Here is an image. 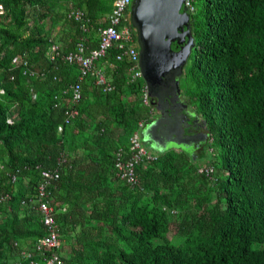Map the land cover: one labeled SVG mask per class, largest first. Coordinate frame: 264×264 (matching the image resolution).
<instances>
[{
  "label": "trees",
  "instance_id": "16d2710c",
  "mask_svg": "<svg viewBox=\"0 0 264 264\" xmlns=\"http://www.w3.org/2000/svg\"><path fill=\"white\" fill-rule=\"evenodd\" d=\"M190 1L193 46L169 83L132 82L114 45L99 65L113 91L86 79L72 118L56 96L79 83L80 69L50 59L51 43L62 56L76 50L74 6L98 47L115 0H1L0 264H44L47 229L34 203L43 172L57 169L47 199L59 205L62 264H264V0ZM21 55L39 76L15 63ZM147 131L192 151L154 153ZM136 133L156 158L138 166L133 187L117 159L132 155Z\"/></svg>",
  "mask_w": 264,
  "mask_h": 264
},
{
  "label": "built area",
  "instance_id": "2783aa9c",
  "mask_svg": "<svg viewBox=\"0 0 264 264\" xmlns=\"http://www.w3.org/2000/svg\"><path fill=\"white\" fill-rule=\"evenodd\" d=\"M133 2L134 0H115L114 9L109 16L110 26L100 29V43L98 47L94 48L88 45V39L86 38V35L90 33L91 29H93L92 21L88 18L84 10L70 6L67 18L78 24L79 29L82 31V36L79 39L76 50L66 56L61 55L60 45L53 43L50 58L56 60L57 57H61L67 63L77 65L80 69L81 75L79 83L75 86L65 88L63 91V101L60 100L63 98L62 96H56V101L64 103L69 110H73L70 114L72 118L78 114L73 106L81 101L82 84L86 79H92L94 84L98 87H103L105 92L113 91L114 88L106 77L105 69L101 68L99 65L104 61L108 52L114 45L120 51L117 57L118 60L127 58L131 63L130 71L132 73V82L143 79L140 51L135 36L131 14V6L133 5ZM185 5L187 9L193 11V5L190 0H186ZM15 63L19 66L26 67V73L32 77L39 76V71L30 65L26 55L16 57ZM3 92L4 91H2V93ZM144 92L145 103L151 105V92L149 87H145ZM33 98L36 99V95H33ZM9 122L11 123V120ZM59 131L62 132L63 127H60ZM131 147L133 153L130 157H127L126 149H122L119 152L117 169L119 171V176L130 183L131 186L135 187L138 185L139 181L138 166L147 159H155L156 155L149 152L150 150L143 142L140 133H136L132 138ZM200 171L213 175L215 173V168L211 165H204V167L200 168ZM60 176L61 172L58 169L52 171L46 170L43 172L44 183L40 191L41 201H39V203H34L37 205L36 210L41 214L43 223L47 229V236L42 240L39 248L40 255L44 259V264L63 263L62 254H59L55 250L60 245L59 232L55 217L59 205H54L47 199L49 197V188L53 185L55 180L60 178ZM17 181L18 176H15L14 182ZM2 201H7V199H2ZM33 264H43V262L37 261L33 262Z\"/></svg>",
  "mask_w": 264,
  "mask_h": 264
},
{
  "label": "water",
  "instance_id": "95a60500",
  "mask_svg": "<svg viewBox=\"0 0 264 264\" xmlns=\"http://www.w3.org/2000/svg\"><path fill=\"white\" fill-rule=\"evenodd\" d=\"M186 0H134L133 24L137 29L143 79L158 87L183 68L193 46ZM0 9L1 6L0 0ZM174 42L184 44L173 49ZM168 78V81L166 79Z\"/></svg>",
  "mask_w": 264,
  "mask_h": 264
},
{
  "label": "crops",
  "instance_id": "0c3cea01",
  "mask_svg": "<svg viewBox=\"0 0 264 264\" xmlns=\"http://www.w3.org/2000/svg\"><path fill=\"white\" fill-rule=\"evenodd\" d=\"M57 30H59V29H57ZM66 33H68V31H66ZM145 136L148 137L149 140H151L153 142V144H152L153 146H151L152 152L158 153L160 151H164V150L167 149V142L166 141H161L160 137L153 136L150 131L147 132V134H145ZM177 144H179V143H177Z\"/></svg>",
  "mask_w": 264,
  "mask_h": 264
},
{
  "label": "rangeland",
  "instance_id": "374dc122",
  "mask_svg": "<svg viewBox=\"0 0 264 264\" xmlns=\"http://www.w3.org/2000/svg\"><path fill=\"white\" fill-rule=\"evenodd\" d=\"M57 29H59V27L57 28ZM55 34H54V36L55 37H57V34L59 33V34H63V32H62V30H55V32H54ZM137 35H138V33H137ZM68 37V36H67ZM179 46V45H178ZM180 50V49H179ZM178 51V50H177ZM147 132H149V131H147ZM144 139H145V141H147V144H150L151 146H153L152 144H153V142L151 141V140H149V138L148 137H145L144 136ZM168 145H167V148L168 149H171V148H173V147H175L176 149H183V150H190V151H192V149H185L184 147H180V145L179 144H176V143H174V142H170V143H167ZM173 233L171 232L170 233V238H173Z\"/></svg>",
  "mask_w": 264,
  "mask_h": 264
},
{
  "label": "bare ground",
  "instance_id": "6f19581e",
  "mask_svg": "<svg viewBox=\"0 0 264 264\" xmlns=\"http://www.w3.org/2000/svg\"><path fill=\"white\" fill-rule=\"evenodd\" d=\"M51 47H52V43H51ZM50 53V52H49ZM71 53V52H70ZM66 56V55H65ZM60 58V57H59ZM51 59V58H50ZM58 59V58H57ZM56 61V60H55ZM59 60H57L56 62H58ZM64 61V60H63ZM54 62V61H53ZM60 62V61H59ZM28 74V73H27ZM29 76V75H28ZM32 77V76H31ZM44 78V77H43ZM33 79H34V77H33ZM182 80V79H181ZM181 82V81H180ZM75 86V85H74ZM147 86V85H146ZM181 87V86H180ZM181 89V88H180ZM182 93V92H181ZM145 96V95H144ZM151 99H154V98H151ZM156 99V98H155ZM152 101V100H151ZM156 104V103H155ZM159 104V103H158ZM155 106V105H154ZM158 107V106H157ZM173 115V114H172ZM185 115V114H184ZM186 118H188V117H186ZM149 123H151V122H149ZM189 124H190V122H189ZM147 125V124H146ZM192 125V124H191ZM146 128V127H145ZM177 136V135H176ZM187 136H188V134H187ZM171 137H172V135H171ZM188 138V137H187ZM201 139V138H200ZM168 141V140H167ZM170 142H171V140H170ZM169 142V143H170ZM203 142V141H202ZM159 143V142H158ZM168 143V142H167ZM199 143V142H198ZM168 145V144H167ZM149 149V148H148ZM152 149V148H151ZM150 149V150H151ZM130 153V152H129ZM131 154V153H130ZM154 154V153H153ZM155 155V154H154ZM152 161V160H151ZM146 163V162H145Z\"/></svg>",
  "mask_w": 264,
  "mask_h": 264
},
{
  "label": "clouds",
  "instance_id": "9594fccd",
  "mask_svg": "<svg viewBox=\"0 0 264 264\" xmlns=\"http://www.w3.org/2000/svg\"><path fill=\"white\" fill-rule=\"evenodd\" d=\"M133 4H134V2H133ZM185 4H186V2H185ZM132 7H133V5L131 6V14H132ZM184 8H186V5H184ZM187 9V8H186ZM187 10H189V11H191L190 9H187ZM192 12V11H191ZM132 21H133V18H132ZM134 25V24H133ZM134 29H135V34H136V36H138L137 35V29H136V27L134 26ZM137 44H138V48H139V51H140V45H139V42H138V39H137Z\"/></svg>",
  "mask_w": 264,
  "mask_h": 264
},
{
  "label": "flooded vegetation",
  "instance_id": "af4514ba",
  "mask_svg": "<svg viewBox=\"0 0 264 264\" xmlns=\"http://www.w3.org/2000/svg\"><path fill=\"white\" fill-rule=\"evenodd\" d=\"M174 43H177V42H174ZM178 44V43H177ZM185 44V43H184ZM184 44H180L179 45V49H181L182 48V46H184Z\"/></svg>",
  "mask_w": 264,
  "mask_h": 264
}]
</instances>
